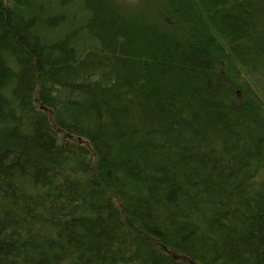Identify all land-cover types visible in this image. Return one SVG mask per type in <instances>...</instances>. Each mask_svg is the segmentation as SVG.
<instances>
[{"label":"trees","instance_id":"1","mask_svg":"<svg viewBox=\"0 0 264 264\" xmlns=\"http://www.w3.org/2000/svg\"><path fill=\"white\" fill-rule=\"evenodd\" d=\"M0 264H264V0H0Z\"/></svg>","mask_w":264,"mask_h":264}]
</instances>
